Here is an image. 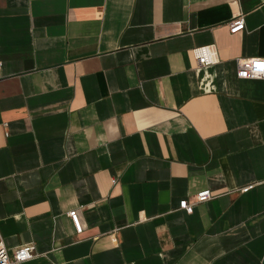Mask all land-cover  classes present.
<instances>
[{"label": "crops", "instance_id": "obj_1", "mask_svg": "<svg viewBox=\"0 0 264 264\" xmlns=\"http://www.w3.org/2000/svg\"><path fill=\"white\" fill-rule=\"evenodd\" d=\"M254 56L264 0H0V231L35 247L19 264H264V78L237 75Z\"/></svg>", "mask_w": 264, "mask_h": 264}, {"label": "built area", "instance_id": "obj_2", "mask_svg": "<svg viewBox=\"0 0 264 264\" xmlns=\"http://www.w3.org/2000/svg\"><path fill=\"white\" fill-rule=\"evenodd\" d=\"M245 27L246 23L243 15L236 16L230 22L231 33L242 31ZM193 54L200 66H208L217 62V50L213 44L197 46L193 48ZM237 62L238 77L264 78V56H254L250 58L241 57L238 58ZM247 189L248 187L242 188L244 191ZM212 195L211 190H205L196 194L194 201H190L187 198L182 199L179 207L191 213L197 203L211 199ZM69 215L75 224L76 230L81 232L83 227L80 222L78 210H70ZM34 256L35 247L33 245H23L14 250H9L0 231V264H19L32 259Z\"/></svg>", "mask_w": 264, "mask_h": 264}]
</instances>
